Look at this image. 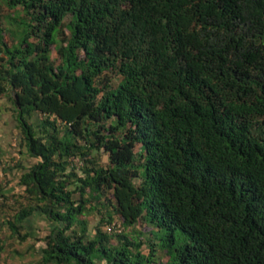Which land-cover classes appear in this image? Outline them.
<instances>
[{"label": "trees", "instance_id": "obj_1", "mask_svg": "<svg viewBox=\"0 0 264 264\" xmlns=\"http://www.w3.org/2000/svg\"><path fill=\"white\" fill-rule=\"evenodd\" d=\"M4 2L29 20L0 40V100L38 160L10 227L51 224L39 264H153L104 229L142 222L165 234L161 264H264V0ZM93 202L119 221L90 238Z\"/></svg>", "mask_w": 264, "mask_h": 264}, {"label": "rangeland", "instance_id": "obj_2", "mask_svg": "<svg viewBox=\"0 0 264 264\" xmlns=\"http://www.w3.org/2000/svg\"><path fill=\"white\" fill-rule=\"evenodd\" d=\"M14 19V20H13ZM29 20L22 9H9L4 0H0V40L11 45L17 42L24 26L22 21ZM35 41L34 38L31 39ZM51 57L57 59L54 48L51 49ZM120 78L113 74L111 84L116 87ZM20 130L13 117L12 105L7 98L0 100V264H39L41 249L45 246L43 238L51 231V224L42 216H35L31 223L25 221V228L19 233H13L10 222H14L15 215L24 203V191L19 185V176L23 169L28 168L35 160L30 158L26 149L20 143ZM140 152V146L136 153ZM101 162H107V156L101 155ZM74 167L80 166L77 161ZM79 171V170H78ZM142 179L135 180L134 184L139 185ZM87 198L92 200L91 194L87 192ZM74 197H78L75 195ZM95 210L85 212L77 216L78 225L75 229L80 232L87 228L88 237L92 238L95 232V225L101 218L107 220L112 216L114 221H119L113 210L107 204L93 202ZM44 218V219H43ZM92 223V226H89ZM123 233L143 241V253L149 255L153 249V264H161L168 259L167 252L162 247L164 233L156 232L152 226L142 222L134 228H123ZM28 234L27 237L25 235ZM42 240V241H40ZM115 241V238L113 240Z\"/></svg>", "mask_w": 264, "mask_h": 264}, {"label": "built area", "instance_id": "obj_3", "mask_svg": "<svg viewBox=\"0 0 264 264\" xmlns=\"http://www.w3.org/2000/svg\"><path fill=\"white\" fill-rule=\"evenodd\" d=\"M72 161L74 162V164L78 161L77 159H72ZM79 162V161H78ZM79 164L81 165V162H79ZM105 231L108 234H116V233H122L123 232V227L120 224H110V225H106L105 226Z\"/></svg>", "mask_w": 264, "mask_h": 264}, {"label": "crops", "instance_id": "obj_4", "mask_svg": "<svg viewBox=\"0 0 264 264\" xmlns=\"http://www.w3.org/2000/svg\"><path fill=\"white\" fill-rule=\"evenodd\" d=\"M30 158H32V157H30ZM34 160H35V162L34 163H36L38 160L37 159H35V158H33ZM33 163V164H34ZM31 166V165H30ZM29 166V167H30ZM28 167V168H29ZM15 168H20V167H17V165H16V167ZM21 176V175H20ZM20 176H19V178H20ZM38 214H36V215H33V216H31V217H29L26 221L28 222V223H31L32 221H31V219H33L35 216H37ZM40 216V215H39ZM44 219V218H43ZM89 226H92V223H90V225Z\"/></svg>", "mask_w": 264, "mask_h": 264}]
</instances>
